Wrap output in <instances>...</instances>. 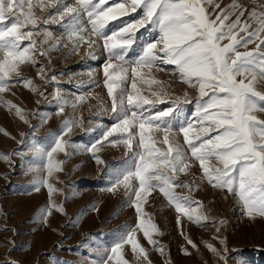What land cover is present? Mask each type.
Segmentation results:
<instances>
[{
	"label": "rangeland",
	"instance_id": "rangeland-1",
	"mask_svg": "<svg viewBox=\"0 0 264 264\" xmlns=\"http://www.w3.org/2000/svg\"><path fill=\"white\" fill-rule=\"evenodd\" d=\"M67 2L75 6V0ZM121 2L124 0H108L105 7ZM41 3L43 8L36 9V15L42 22L56 9L51 6L55 0ZM216 3L221 8L236 4L249 11L253 7L264 10V0ZM208 7L211 11L214 5ZM144 15L143 8L135 12L129 9L127 15L107 22L104 29L105 35L116 33L109 41L112 43L126 35L119 31L121 28L132 25L127 33L133 39L125 53L128 62L138 60L149 44L159 42L158 26L138 23ZM84 21L86 39L76 51L72 50L75 37L69 39L60 23L45 25L39 34H34L32 39L39 44L44 39V29L51 31L53 39L41 50H52L38 57L36 66L20 65L19 77L12 75L13 80L30 79L32 85L10 84L0 92V157H9L0 158V264H101L127 228L137 225L138 214L128 201L127 190L123 184H115L116 173L127 167L130 155L122 142L126 134L117 131L107 135L118 123L104 83V65L110 57L102 39L94 48L88 47V41L95 37L86 16ZM57 43L62 45L58 49L53 47ZM254 46L249 45V49ZM142 73L145 79L160 82L149 86L137 81L141 94L155 101V107L145 105V115L171 109V114L163 118L171 129L168 134L190 157L180 129L191 125L198 130L202 124L195 104L197 90L181 80L173 65L160 64L151 71L142 69ZM161 88L167 93L160 95L163 103L152 95ZM185 94L192 103H185ZM16 108L22 110L25 119L20 118ZM257 115L264 118V113ZM66 122H71L67 129ZM133 131L138 133V129ZM151 135L161 141L158 147L167 148L162 143L164 131L154 129ZM193 135L190 131L189 137ZM57 137L61 143L69 141L68 155L64 151L53 154L54 162L63 163L49 177L46 169L37 170L46 160L38 157L35 149L50 148ZM137 140L138 135L133 143ZM189 163L190 167L177 179L190 187H178L175 192L199 202V211L207 215V221L197 223L178 214L174 205L158 189L154 190L141 202V216L157 225L159 233H154L153 239L163 245L164 252L161 254L137 231L138 241L147 250V261L134 255L130 245L124 246L123 258L128 264H264V217L250 218L236 195L213 187L203 177L198 161L191 159ZM211 163L221 166L215 160ZM41 178L52 185V192L46 185H38L39 191L35 190V182ZM132 183L138 185V181ZM188 239L195 247L188 244ZM208 244L221 251L226 248L225 258L209 250Z\"/></svg>",
	"mask_w": 264,
	"mask_h": 264
},
{
	"label": "snow or ice",
	"instance_id": "snow-or-ice-1",
	"mask_svg": "<svg viewBox=\"0 0 264 264\" xmlns=\"http://www.w3.org/2000/svg\"><path fill=\"white\" fill-rule=\"evenodd\" d=\"M107 3L108 0H75L73 6L67 0H55L51 5L55 13L43 17L41 22L36 15V9L43 8L41 0H0V92L6 91L10 84L32 85L30 79L13 80L12 75L19 77L20 65L36 66L38 57L52 50H41L43 44L53 39L51 31L44 29V39L39 44L32 39L50 23H60L69 39L75 37L72 50L76 51L86 39L83 35L88 31L86 16L91 35L95 37L88 41V47L94 48L102 39L109 54L110 62L104 65V83L118 123L107 135L117 131L125 133L122 142L130 153L127 167L116 173L115 184H123L127 190L138 222L135 227L127 228L101 264H128L123 258L125 245H130L134 255L147 261V250L138 241L137 231L163 254V245L153 239V234L159 233L157 225L141 216V202L154 190L158 189L178 214L197 223L207 221V215L199 211V202L175 192L178 187H190L177 178L190 167L191 159L199 162L203 177L213 187L236 195L250 218L264 217V118L257 115L264 113V10L257 11L253 7L249 11L236 4L221 8L216 0H124L105 7ZM210 5H214L211 11ZM138 8H143L145 13L138 23L158 26L161 36L159 42L147 46L138 60L128 62L125 53L133 39L127 33L132 25L121 28L119 31L126 35L112 43L109 41L116 33L108 36L104 29L107 22L127 15L129 9L135 12ZM25 41H28L26 46ZM253 44L254 48L249 49ZM60 46L57 43L53 47ZM160 64L173 65L181 80L198 92L195 104L202 124L198 130H193L191 125L180 129L190 157L176 138L168 134L171 129L163 118L171 114V109L145 115L148 111L145 105L155 107V101L141 94L137 81L149 86L159 84L155 79H145L142 69L151 71ZM40 67L42 74L43 66ZM161 93L167 94L161 88L152 95L163 103ZM186 97L187 94L185 103L193 102ZM16 111L25 119L21 109L16 108ZM70 123L66 122L65 129ZM133 129H138V133ZM154 129L165 132L162 143L166 149L157 146L161 141L151 135ZM190 131L194 132L192 138ZM68 143H61L57 137L50 148L36 147L37 156L46 160L37 170L46 169L49 177L60 170L63 161L54 162L53 154L64 151L68 155ZM0 158L9 159L6 155ZM213 160L221 166L214 167ZM133 180L138 181V185H133ZM38 185H46L49 192L53 191L46 179L35 182L37 191ZM177 222L180 223L179 216ZM187 242L195 247L191 239ZM207 247L221 259L225 258L226 248L221 251L211 244Z\"/></svg>",
	"mask_w": 264,
	"mask_h": 264
}]
</instances>
